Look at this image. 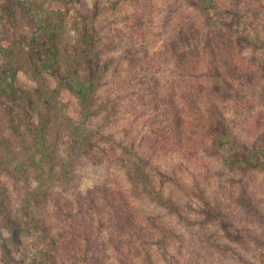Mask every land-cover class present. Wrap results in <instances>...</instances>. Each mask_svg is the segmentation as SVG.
Masks as SVG:
<instances>
[{
  "label": "rangeland",
  "instance_id": "rangeland-1",
  "mask_svg": "<svg viewBox=\"0 0 264 264\" xmlns=\"http://www.w3.org/2000/svg\"><path fill=\"white\" fill-rule=\"evenodd\" d=\"M134 1L48 3L68 12L65 47L84 34L95 38L108 66L96 92L102 111L87 121L97 135L92 153L76 168L75 183L47 190L30 220L23 183L2 177L22 225L10 232L0 215V264L26 263L40 248L49 250L48 264H143L146 251L154 264H264V169L227 168L203 134L208 108L216 105L238 144L264 150V0H210L215 13L202 10L200 0H148L146 10ZM185 23L200 31L193 43H209L199 68L186 73L169 48L172 30ZM34 32L29 14L12 0H0L2 39ZM215 56L225 58L229 69ZM146 72L160 84L162 114L151 105V91L138 83ZM18 83L34 86L25 73ZM61 99L73 119H82L74 95L63 92ZM175 112L186 120V134L194 136L187 151L179 149L168 121ZM122 146L150 160L153 187L168 208L133 192L119 161ZM121 204L130 206L143 227L139 241L131 236L134 230L120 231L111 222L116 213L124 217ZM211 209L227 218L232 238L207 215ZM28 221L42 224L45 235L29 232ZM159 225L169 232L164 242Z\"/></svg>",
  "mask_w": 264,
  "mask_h": 264
},
{
  "label": "trees",
  "instance_id": "trees-1",
  "mask_svg": "<svg viewBox=\"0 0 264 264\" xmlns=\"http://www.w3.org/2000/svg\"><path fill=\"white\" fill-rule=\"evenodd\" d=\"M61 1L66 0H12L14 7L31 16L35 32L30 38L24 35L9 39L0 37V215L10 232H19L22 222L12 212L8 189L2 177L6 175L23 183V210L30 220L34 203H41L38 198H42L47 190L75 183L76 168L92 153L97 135V131L87 121L102 111L101 104H97L96 92L101 87L108 66L102 62L101 52L92 42L95 38L91 34H84L73 46H64L68 12L48 6L49 2ZM134 2L146 10L148 0ZM200 4L205 12L215 13L216 7L210 0H200ZM187 25L185 23V27L173 29L174 41L169 42L170 51L180 61L179 67L184 73L199 68L200 59L205 54L203 49L209 44L204 43L200 48L199 44L193 43L191 37L200 31L195 30L191 23ZM216 25L221 26L217 21ZM180 45L182 50H179ZM134 57L131 55L129 58L131 64L135 63ZM215 60L225 69L230 67L222 56H215ZM234 70L238 72L239 67H234ZM20 73L27 74L34 83L31 89L23 88L18 83ZM145 74L138 83L144 86L145 91H151L150 98L154 101L151 105L155 110L161 109L162 114L165 101L160 97L156 74ZM63 92L74 95L79 101L82 119L75 120L68 114L61 99ZM208 113L203 134L211 140L215 147L214 153L216 151L222 164L242 171L264 169V150L238 144L216 105L210 106ZM171 114L168 121L173 126L172 133L180 142L179 149L187 151L194 136L186 134L187 122L185 119L182 121L181 114ZM178 137L186 139L181 142ZM119 161L135 194L149 196L160 206L169 207L153 187L148 171L151 164L147 157L138 154L130 146H122ZM93 199L90 197L89 202L95 207ZM170 207L174 209L173 205ZM118 208L125 209L124 217L121 220L116 213L112 224L120 231L134 230L131 236L139 241L143 227L137 225L130 206L123 207L121 204ZM207 209L210 210L209 207ZM60 211L63 214L65 209L60 207ZM207 215L211 220L218 219L224 235L232 238L226 217L212 209ZM38 223L28 221L26 229L33 234L45 235L46 229ZM84 227L81 226L82 229ZM159 229L162 233L159 242H164L169 232L160 225ZM45 257H52L48 249L33 250L29 261L23 264H48ZM142 263L154 264L149 252H145Z\"/></svg>",
  "mask_w": 264,
  "mask_h": 264
}]
</instances>
